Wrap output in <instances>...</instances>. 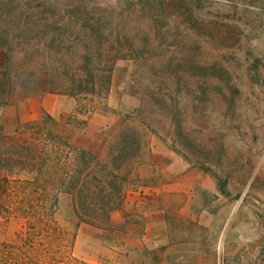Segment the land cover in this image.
<instances>
[{"label": "rangeland", "instance_id": "rangeland-1", "mask_svg": "<svg viewBox=\"0 0 264 264\" xmlns=\"http://www.w3.org/2000/svg\"><path fill=\"white\" fill-rule=\"evenodd\" d=\"M0 40V154L52 159L11 179L60 165L89 181L100 164L124 179L121 203L87 223L41 183L58 226L42 264H264V0H0ZM88 59L97 89L72 96ZM27 231L12 211L0 245Z\"/></svg>", "mask_w": 264, "mask_h": 264}, {"label": "trees", "instance_id": "trees-1", "mask_svg": "<svg viewBox=\"0 0 264 264\" xmlns=\"http://www.w3.org/2000/svg\"><path fill=\"white\" fill-rule=\"evenodd\" d=\"M97 37L95 36L94 38L98 40L100 37ZM0 41L4 45L6 44L5 40ZM97 42L99 45L102 43L101 40ZM76 44L78 46H81V44L85 45L83 40L79 38ZM84 48L85 51H88L89 46L85 45ZM11 52L12 48L5 50V60L0 65V99L2 98L3 100L1 99V101L3 102L7 98L6 87L8 84L5 81L8 78L9 70L13 66ZM88 54L89 52L86 53V59L89 58ZM90 65L92 66V60L88 59L81 69L82 73L73 75L69 90H65L67 93L72 96L82 93H95L97 89L96 74ZM45 74L48 77L51 76L49 70H45ZM47 83L51 84V86L54 85L52 81ZM51 86L45 88V91L58 92L57 88ZM25 94L27 93L23 95ZM47 119H51V117L48 116ZM14 151L9 153L10 155L7 159L0 154V218L9 216L12 211L19 212L27 219L28 231L21 245L7 243L0 245V264L43 263V260L39 257V252H37V243L42 240L43 232L48 234L50 232L48 230H56L58 226L54 219L57 200H51L46 193L40 194L41 183H44L46 187L51 185L58 192H66L71 195L76 214L81 222L94 221L96 217L105 214L109 209L121 203L124 179L113 174L109 175L106 166L102 164L95 168V177H91L89 181L86 179L88 176H82L79 173L68 175L63 170L59 171L61 169L59 168L60 165L55 166L56 173L48 169L49 176L42 180L35 177L33 180L25 182L13 181L11 179L12 175L16 174L17 171L22 172L28 167L35 168L38 171V175L43 177L42 171L45 167L48 168L52 160L47 155L39 156L36 151L25 149L23 146L15 147ZM84 166V171L92 172L94 169L89 163L84 164ZM75 172L77 171L75 170ZM15 194L19 197H15ZM50 236L49 238H51Z\"/></svg>", "mask_w": 264, "mask_h": 264}]
</instances>
